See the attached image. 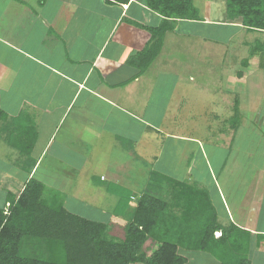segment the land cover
I'll return each mask as SVG.
<instances>
[{
    "label": "crops",
    "instance_id": "obj_1",
    "mask_svg": "<svg viewBox=\"0 0 264 264\" xmlns=\"http://www.w3.org/2000/svg\"><path fill=\"white\" fill-rule=\"evenodd\" d=\"M200 1L204 2L205 10H219V16L226 18L225 3L221 7L216 5L217 0ZM194 4L201 12L199 0H194ZM209 12L202 10L203 21L180 19L174 29L166 32L161 51L167 59L172 58L168 53L175 48V44L167 45L174 39L170 35L182 28L188 39L191 31L202 26L230 27L238 33L244 32L240 23L227 22V18L210 21ZM166 19L151 9L145 0L128 3L119 0H0V107L5 113L0 121V206H5L11 200L10 196H19L26 182L31 176L36 177L40 169L46 172L52 169L47 162L49 155L57 161L52 170L58 176L67 171L74 180H80L77 172L83 165L81 172L92 170L88 177L94 180L89 181L91 186L101 180L121 182L122 164L128 159H115L116 165L105 162V168L113 172L108 176L94 173L89 168L94 162L92 156L101 149L99 145L103 142L104 152L114 146L118 151L122 148L134 158L148 161L153 170L181 181L197 182L206 188L216 208L218 222L222 226L234 224L245 231L243 234L250 233L247 243L251 264H264V65H260L259 55H255L249 66L244 67L246 71L242 70L241 77L238 76L240 70L236 71V77H229L231 84L238 85L242 80L245 85L243 98L242 94L235 93L231 102L234 105L237 99L243 107V123L250 128L244 137L253 144L255 141L260 144L259 148L249 146L247 158L239 156L237 152L243 145L235 142L243 123L235 130L216 127L217 117L221 118L218 104L222 105L223 100L218 103L217 99L211 98L201 106L208 110H205L208 130L205 128L199 138L183 130L172 131L166 124L174 122V118L166 120L164 116L170 106H175L179 117L184 111L183 104H179L178 97L174 102L173 82L169 87L172 90L165 89L161 93V85L156 82L160 72L167 76L163 79L170 80L178 74L174 63L170 65V60L163 63L157 59L162 55L161 51L143 73L131 62L151 43L149 28L159 26ZM169 25L173 27V24ZM233 38L236 36L225 42ZM203 39L208 40L206 36ZM211 40L222 43L215 36ZM238 40L234 46H245L247 51L246 40L253 41ZM185 56L190 59V52L183 55L180 62L186 61ZM182 66V70H188V64L182 63ZM186 76H178V83L191 86L189 73ZM142 82L147 85L138 89V86L143 87ZM212 83L210 81L209 85ZM152 90L158 91L154 95L157 104L151 103ZM254 96L262 97L258 105L247 102ZM211 101L215 103L210 104ZM141 102H146L147 107L137 111L139 108L132 103L138 105ZM249 104L252 108L249 107L247 112ZM194 111L200 114V105ZM241 113L243 116L242 110ZM191 117L195 118V115ZM227 117L230 115H225ZM35 135L32 151L24 156L19 146ZM128 145L131 152H128ZM14 154L27 157L24 161L16 158L20 171L13 169ZM129 158L128 161L132 160ZM243 162L249 166L247 171L242 168ZM17 171L22 174L21 179ZM175 172L181 176H176ZM124 183L135 187L133 181ZM56 191L65 203L64 192ZM111 212L109 219H123ZM215 235L218 237L221 232L216 231ZM216 259L206 261L220 264Z\"/></svg>",
    "mask_w": 264,
    "mask_h": 264
},
{
    "label": "trees",
    "instance_id": "obj_2",
    "mask_svg": "<svg viewBox=\"0 0 264 264\" xmlns=\"http://www.w3.org/2000/svg\"><path fill=\"white\" fill-rule=\"evenodd\" d=\"M145 1L168 19L149 28L151 43L131 59L141 73L156 59L166 32L174 29L176 21L204 20L194 0ZM226 18L240 23L247 33L260 34L246 42L251 56L259 55L263 67L264 0H226ZM242 65L247 67L249 60L244 59ZM242 75L238 71V76ZM239 110L236 99V126ZM4 117L0 107V121ZM36 137L23 146L16 144L21 153L32 151ZM100 182L118 196V204L110 211L125 220L122 236L112 235L111 218L96 220L70 210L60 193L47 195L44 182L31 176L19 196H10L11 200L0 206V264H188L186 250L208 252L220 264H251L250 233L245 237L234 224L222 226L207 189L199 183L153 169L148 172L145 189L137 195L113 180ZM216 231L221 235L217 237ZM149 241L154 244L151 253Z\"/></svg>",
    "mask_w": 264,
    "mask_h": 264
},
{
    "label": "rangeland",
    "instance_id": "obj_3",
    "mask_svg": "<svg viewBox=\"0 0 264 264\" xmlns=\"http://www.w3.org/2000/svg\"><path fill=\"white\" fill-rule=\"evenodd\" d=\"M219 2L216 3L217 6L222 7V3L224 6V3L226 4V0H217ZM199 4L201 6V12L202 10L205 12H209L205 10V6H203L204 2L199 0ZM222 12V11H221ZM210 21H225V16H219V10L217 12L210 11ZM241 28V27H239ZM193 30V29H191ZM186 32L184 28L182 30H179L178 32L172 33L170 36H174L173 41H169L167 45L169 47L173 44H175V48L170 50L169 56L172 57L170 59H167L165 57V53L161 51L162 55L158 56L157 59L161 60L163 63L166 60H170V65L174 66V70L177 71L178 74L173 75L172 79H163V77H167L164 72H158L159 73V80L156 82L159 83L161 86L159 87L160 92L164 91L165 89H169L170 84L174 83V90L176 97L173 96V99L176 102L179 98V101L184 111L180 113V116L177 117V111L175 110V106H170L168 108V112L166 113V120H169L172 117L174 118V122H169L166 124V126L169 127L172 131H180L183 130L185 133L187 132L189 135L193 137L199 138L201 135H203V131H205L206 128V120L207 116L205 115L206 107L204 109L201 107L204 104H207L209 100L217 99L220 103V101L223 100L222 105H219V112L221 114V118L217 117L219 120L217 122V128L223 129V130H235L238 125L244 122V110L242 106H239V119L237 121V126L233 124L234 120L232 117L231 121H228L230 117L234 114V105H231V102H233L232 99H234L235 93L242 94V98L245 94L243 91L245 89V85L243 84L242 80H239V84L236 85L234 82L231 84L229 81L230 75H234L236 77L235 73L237 70H245L246 68L243 67L242 61L244 59H248L249 63L251 59L254 58V56H251L249 49L247 51V48L245 46H237L242 47L238 51H236L234 46L235 40L239 38L238 41L242 40L243 38L254 40L259 33L250 34L246 31L240 30L238 33V30L230 27L221 28V27H209V26H202L200 29H197V31H191L190 33V39H188L187 34L183 33ZM236 36V39H232L229 42L227 39L231 36ZM197 36V37H195ZM201 36V37H199ZM207 37L208 40L203 39V37ZM215 36L218 39L222 41V43H214L211 40V37ZM232 41V42H231ZM231 43V44H230ZM188 52H190V59L189 56H185L184 58L186 61L180 62L181 57L183 55H186ZM136 57V56H135ZM160 57V58H159ZM257 57V56H256ZM260 57L258 56L257 59ZM176 62V63H175ZM182 63H184V66L188 64V70H182ZM151 66V65H150ZM249 66V65H248ZM247 66V67H248ZM157 73V74H158ZM189 73L190 81L192 85L190 84H184L180 85L182 82L178 83V76L182 77V74L185 76ZM187 77V76H186ZM171 78V76H170ZM173 79L176 81H173ZM185 79V78H184ZM205 79H210V81L214 82L211 85L210 81L207 80L205 82ZM236 79V78H234ZM222 84V86H221ZM143 87L138 86V89H144V86L147 84L145 82H142ZM155 85V82H154ZM180 85V86H179ZM222 87L223 90L220 89ZM188 89L186 92L184 89ZM137 90V87H136ZM169 90H172L170 88ZM170 92V91H169ZM158 91L154 92L151 91L150 98L153 100L151 103H158V99L154 97V95H157ZM182 93H184L182 95ZM178 97V98H177ZM149 98V99H150ZM262 97L260 96H254L253 99H247L248 103H253L254 105H258L260 103V100ZM214 104V101H211ZM227 102V103H226ZM242 102H245L242 100ZM146 102H141L138 105H135L132 103V106H137L139 108L137 111H143L146 109L147 104ZM200 105V111L198 112H192L193 109ZM221 106V108H220ZM249 107L252 108L251 104H249L248 108L246 106V111L249 112ZM175 110V111H174ZM212 108L210 107V111ZM241 110L243 111V116L241 113ZM260 111V110H259ZM229 112V113H228ZM231 112V113H230ZM254 113V110H252ZM230 117L225 118V115ZM241 114V115H240ZM189 115V117H188ZM195 115L194 117H191ZM209 118H213V116H209ZM189 118V122H188ZM216 122H214L215 124ZM240 131L238 133V138H235L236 145H239L237 142H240L243 147H241V150L237 153H240V157L247 158V150H249V146L252 145L255 148H259L260 144L259 141H255L253 144V141L250 139H246L245 133H248L250 128L245 123L240 125ZM207 129V128H206ZM208 130V129H207ZM240 135V136H239ZM248 135V134H247ZM246 135V136H247ZM257 136V135H256ZM125 141H128V138H124ZM264 141V140H263ZM264 145V144H263ZM262 145V146H263ZM99 147L101 148L98 150L92 157L94 158V162L90 163V169L94 170V173L97 171L99 174H105L108 176L109 174H112L113 172H109L110 170L108 168H105L104 166L105 162L110 163V165H116L115 159L117 160H125L130 159L129 157H132V160L126 161L124 164H122V168H124V171H118L121 173V182H119L120 185H123L133 191L136 195L140 193L141 189H145V183L148 178V172L151 170V165L149 166L148 161H142L141 159L134 158L131 156V154L125 152L122 148L120 151L116 150L115 146L104 152L106 147L103 150V142L100 143ZM225 147L223 148V150ZM128 152H131L128 145ZM263 150V149H262ZM11 155V154H10ZM24 156H27L26 154ZM22 155H13V169H18L20 171V167L17 166V159L16 158H23L22 160L27 157H24ZM183 156V155H182ZM15 162V163H14ZM48 164H50L51 168L53 169L56 165L57 161L54 159L53 155H49V158H47ZM78 163H82V159H78ZM120 166V165H118ZM43 167V166H42ZM249 166L243 162L242 168L247 171V168ZM50 169L48 172L43 171L40 169L36 175V178L40 179L44 182L46 186V193L49 196H53L54 193H57L56 190H61L64 195V199L66 206L77 213H80L81 215H84L86 217H90L92 219L96 220H106L108 219V215H110V210H113L114 207L118 204V196H116L113 193H109L108 190L103 185V182H98L94 186H91L89 181V176L92 173V170H89L87 172H81L80 170L83 169V165L81 168H79V172H77L80 176V180H74V177L71 175L66 174L67 171L61 173V176H58L54 174V171ZM15 170V171H16ZM19 179L20 177H23L20 172H16ZM25 174V173H23ZM176 176L181 174L179 172L174 173ZM109 179V178H108ZM115 180H113L114 182ZM124 181H133L132 185H127L124 183ZM81 182V183H80ZM116 182V181H115ZM192 182V181H191ZM110 183V182H108ZM108 183L106 185H108ZM226 187H230L226 184ZM84 189V190H83ZM232 189V188H230ZM51 196V197H52ZM81 200H80V199ZM103 210V211H102ZM111 233L112 235L116 236H122L123 234V226H124V219H116L112 218L111 220ZM156 244V242H155ZM148 246V253H151L154 244L152 241H149ZM187 257L189 258L188 264H210L207 263L206 260L208 258H212L213 260L216 259L212 254L208 252H200V251H185ZM218 261V259H216ZM141 264V263H140Z\"/></svg>",
    "mask_w": 264,
    "mask_h": 264
}]
</instances>
